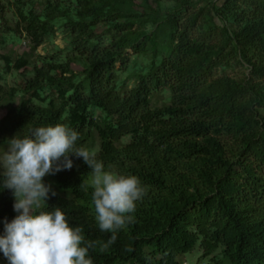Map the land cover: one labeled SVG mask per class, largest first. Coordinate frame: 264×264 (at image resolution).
<instances>
[{
  "label": "trees",
  "instance_id": "16d2710c",
  "mask_svg": "<svg viewBox=\"0 0 264 264\" xmlns=\"http://www.w3.org/2000/svg\"><path fill=\"white\" fill-rule=\"evenodd\" d=\"M0 117L12 138L67 124L148 186L103 250L83 158L45 177L42 210L99 242L94 264H182L196 247L197 264H264V0H0ZM2 182L0 235L17 215Z\"/></svg>",
  "mask_w": 264,
  "mask_h": 264
},
{
  "label": "clouds",
  "instance_id": "9594fccd",
  "mask_svg": "<svg viewBox=\"0 0 264 264\" xmlns=\"http://www.w3.org/2000/svg\"><path fill=\"white\" fill-rule=\"evenodd\" d=\"M19 133L6 140L7 149L0 154L2 186L12 191L17 213L11 222L4 220L0 252L8 264H94L90 249L99 242L86 240L83 228L70 225L60 207L42 210L57 195L45 177L71 170L72 156L83 158L91 172L80 188L85 192L91 188L99 229L112 233L103 250L115 243L119 230L135 221L132 214L147 196L148 186L112 165L106 169L97 150L79 145L80 133L67 124L33 128L24 136Z\"/></svg>",
  "mask_w": 264,
  "mask_h": 264
},
{
  "label": "rangeland",
  "instance_id": "374dc122",
  "mask_svg": "<svg viewBox=\"0 0 264 264\" xmlns=\"http://www.w3.org/2000/svg\"><path fill=\"white\" fill-rule=\"evenodd\" d=\"M223 1V0H222ZM55 44L60 46L61 48L65 47L66 43L63 40V37L61 35H58L55 39ZM50 48V46L48 45H44L42 47L39 48L38 52L41 54H44L46 52V50H44V48ZM25 48V42H23V46L21 49H19V52H23ZM7 81H8V86L13 87L15 85V78H13L12 76H8L7 77ZM161 103V101H160ZM1 119V117H0ZM12 137L8 136V137H3L0 135V154H2L4 151H6L7 149V141L8 139H10ZM6 141V143H4ZM201 251L198 249V247H196L194 249L193 252H191L190 254H187L185 256H182L180 258V261L182 262V264H197L198 262V258L201 255ZM0 264H7L4 260L0 259Z\"/></svg>",
  "mask_w": 264,
  "mask_h": 264
}]
</instances>
